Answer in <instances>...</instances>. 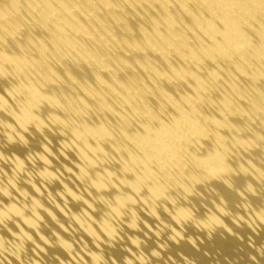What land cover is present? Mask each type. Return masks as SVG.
Segmentation results:
<instances>
[{
  "label": "bare ground",
  "instance_id": "6f19581e",
  "mask_svg": "<svg viewBox=\"0 0 264 264\" xmlns=\"http://www.w3.org/2000/svg\"><path fill=\"white\" fill-rule=\"evenodd\" d=\"M0 264H264V0H0Z\"/></svg>",
  "mask_w": 264,
  "mask_h": 264
}]
</instances>
